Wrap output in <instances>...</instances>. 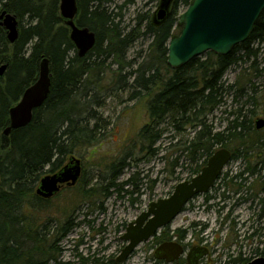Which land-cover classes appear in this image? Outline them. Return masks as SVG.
<instances>
[{"label": "trees", "instance_id": "1", "mask_svg": "<svg viewBox=\"0 0 264 264\" xmlns=\"http://www.w3.org/2000/svg\"><path fill=\"white\" fill-rule=\"evenodd\" d=\"M192 1L173 0L167 18L154 23L155 26L148 16H142L139 24L147 21L144 34L153 38L149 54L140 62L138 59L127 62L126 50L139 37L140 28L127 34L118 30L119 15L111 11L116 0H77V25L89 28L97 36L95 47L83 58L78 56L69 38V29L59 11L60 0H0V14L7 11L19 20V38L14 44L9 43L5 28L0 26V66L9 64L5 77L0 79V264L42 263L25 257L26 248L15 226L17 213L26 207V196L32 193L46 167H50L49 172H57L80 145L94 142L89 126L97 119L93 104L98 99L96 88L107 60L117 66L113 72L117 83L132 91L131 100L150 96L148 120L138 132L140 151L149 159L157 155L155 145L169 129L176 134L190 129L194 130V137L177 146L187 155L194 176L217 146L229 149L232 160L262 157L264 165V140L254 139L260 135L253 123L257 113L249 109L257 106L255 95L248 96L246 102L230 113L223 131H215L208 123V117L223 104L228 92L233 91L236 98L247 97L239 82L226 85L222 80L232 65L244 57H256L253 44H264V10L250 37L235 46L229 55L208 52L183 67L172 69L167 64L168 43L177 33L181 8H187ZM44 58L50 61V94L44 105L34 111L31 123L13 130L7 137L3 132L10 124L9 110L37 81ZM245 174L253 176L255 171L248 168L231 182L247 180L243 178ZM32 199L34 203L43 202L36 195ZM3 221L9 224L7 228H12L6 239ZM67 231L64 229L62 233ZM161 232L154 237L157 247L172 240L166 231ZM177 233L182 239L183 232Z\"/></svg>", "mask_w": 264, "mask_h": 264}, {"label": "rangeland", "instance_id": "2", "mask_svg": "<svg viewBox=\"0 0 264 264\" xmlns=\"http://www.w3.org/2000/svg\"><path fill=\"white\" fill-rule=\"evenodd\" d=\"M164 2H169L170 13L173 0H133L132 3L116 0L112 5L111 11L119 15L118 30L127 34L140 28L139 37L126 50L127 62L137 59L140 62L149 54L153 38L144 34L147 21L139 22L145 15L154 25L155 14ZM119 6L123 8L117 9ZM186 9L181 8V14ZM176 29L175 36H178L182 30L178 22ZM251 47L256 57H244L232 65L222 80L226 85L239 82L247 97L236 98L233 91L224 96L223 104L208 117L215 131H223L230 113L246 102L248 96L255 95L257 99V106H249L257 113L253 123L264 118V44ZM116 69L117 66L107 60L98 87L95 86L99 102L95 101L93 109L98 114L89 126L94 142L80 145L72 154L81 161L79 182L63 188L48 201L34 203L32 196L36 195L40 179L54 174L46 167L32 193L27 194L26 207L17 213L15 226L20 230L27 258L43 264H120L116 258L125 246L121 238L128 224L146 211L151 202L169 197L178 183L194 176L187 155L177 146L181 141H190L194 130L176 134L169 129L155 145L158 153L151 159L140 151L138 132L148 120L150 96L131 100L132 91L125 89L123 83H117L113 73ZM171 137L175 138L171 140ZM258 138L264 140V129L260 130L259 137H254ZM219 148L217 146L216 151ZM69 158L67 156L64 165ZM248 168L254 169L255 175L245 174L243 178L247 180L231 182ZM3 224L6 228L9 225L6 221ZM64 229L68 231L63 234ZM163 230L170 239L181 242L186 252L193 247H211L212 256L204 258L202 264H242L264 258L262 157L231 160L214 187L194 197ZM179 230L183 232L182 239L177 233ZM11 231L12 228L6 229L5 239ZM156 247L153 238L141 244L121 264H188L186 255L173 263L156 260ZM239 259L241 261H237Z\"/></svg>", "mask_w": 264, "mask_h": 264}, {"label": "water", "instance_id": "3", "mask_svg": "<svg viewBox=\"0 0 264 264\" xmlns=\"http://www.w3.org/2000/svg\"><path fill=\"white\" fill-rule=\"evenodd\" d=\"M263 10L264 0H193L179 16L178 24L182 26L180 35L169 40L167 64L172 69H177L208 52L229 55L235 46L250 37ZM59 11L69 29V38L78 56H87L95 47L97 36L89 28L77 25V0H60ZM168 13L169 2H164L155 14L156 22H163ZM0 26L5 28L9 43L14 44L19 38L17 16L3 11L0 14ZM8 66V63L0 66V79L5 77ZM51 86L50 61L44 58L40 63L37 81L29 86L20 100L10 108V124L3 132L5 136L8 137L13 130L24 128L32 122L34 111L44 105ZM255 128L258 131L264 129V118L255 121ZM231 160L232 152L227 148H219L198 174L178 183L169 197L151 202L146 211L128 224L121 238L125 246L117 256L116 262H126L141 244L153 239L161 230L171 225L194 197L208 193ZM81 175V161L71 156L59 171L40 179L35 194L50 200L63 186H75ZM185 254L181 243L167 241L156 248L154 257L159 261L173 263ZM206 256L205 248L193 247L188 252L187 262L198 264L199 258ZM243 264H264V258Z\"/></svg>", "mask_w": 264, "mask_h": 264}, {"label": "flooded vegetation", "instance_id": "4", "mask_svg": "<svg viewBox=\"0 0 264 264\" xmlns=\"http://www.w3.org/2000/svg\"><path fill=\"white\" fill-rule=\"evenodd\" d=\"M156 21V20H155ZM159 24V23H158ZM75 50H76V48H75ZM76 52H77V50H76ZM68 163V162H67ZM64 166V165H63ZM60 170V169H59ZM58 170V171H59ZM54 173H56V172H54ZM53 175V174H52ZM217 182V181H216ZM39 185V184H38ZM65 187H67L66 185L65 186H63L62 187V189L63 188H65ZM61 189V190H62ZM36 192V191H35ZM38 197V196H37ZM39 199H41L42 201H48V200H45V199H43V198H40V197H38ZM186 207V206H185ZM170 241H175V240H170ZM177 242V241H176ZM179 243H181V242H179ZM182 244V243H181ZM205 246V245H204ZM203 248H205L206 250H207V256L206 257H209V256H212V254H213V250L211 249V247H209V246H205V247H203ZM185 252H186V250H185ZM189 252V251H188ZM188 252H186V261H187V255H188ZM184 255V256H185ZM206 257H203V258H199V260H198V264H202V262H203V259L204 258H206ZM188 263V262H187ZM243 264V263H242Z\"/></svg>", "mask_w": 264, "mask_h": 264}]
</instances>
